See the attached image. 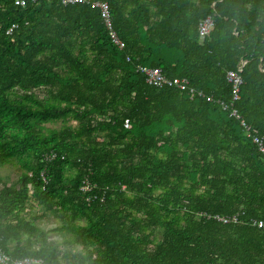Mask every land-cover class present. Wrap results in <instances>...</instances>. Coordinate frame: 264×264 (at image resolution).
Returning a JSON list of instances; mask_svg holds the SVG:
<instances>
[{"label":"trees","instance_id":"1","mask_svg":"<svg viewBox=\"0 0 264 264\" xmlns=\"http://www.w3.org/2000/svg\"><path fill=\"white\" fill-rule=\"evenodd\" d=\"M16 1L0 0V167H18L0 187V251L21 259L40 233L33 201L87 251L43 242V264H264L261 155L220 105L244 63L235 108L264 141V0H93L122 49L90 2ZM141 67L187 88L148 85Z\"/></svg>","mask_w":264,"mask_h":264},{"label":"built area","instance_id":"2","mask_svg":"<svg viewBox=\"0 0 264 264\" xmlns=\"http://www.w3.org/2000/svg\"><path fill=\"white\" fill-rule=\"evenodd\" d=\"M92 3V6L99 8L102 20L104 22V25L106 29L108 30V35L111 39V41L119 48L122 49L124 47L123 43L118 39L116 33L112 29L111 24V18H110V11L109 7L106 3H99L94 2L93 0H64V4H78V3ZM16 4L24 5L25 2L22 0H17ZM213 19L211 16L206 17L205 19L201 20L198 25L199 30V37L200 40H203L213 29ZM16 26H12L7 30V34H11L12 31L15 29ZM244 65V63L241 65ZM241 68L238 69V71H229L226 75L227 82L231 85V99L229 102L224 103L220 102V105L222 109L226 112H228V115L230 118H233L236 120L240 128L242 130V133L246 138H249L253 144L256 146L258 153L261 155V162L264 169V141L263 138L259 137L254 133L252 128L247 124V122L241 117L237 109L235 108V104L239 100V92H240V86L242 85V77H241ZM140 72L145 76L146 82L148 85L154 86V87H161V86H171L175 87L179 90H185L187 88V81L181 80L178 78L173 79H167L162 74L161 70L159 68H150V67H141ZM209 100V99H208ZM84 190H87V187L84 188ZM222 221L223 223H227L228 220L225 219H218ZM253 225L257 228H263L264 222L263 221H254ZM0 254H6L2 251H0ZM15 264H43V261L40 259L37 260H26V259H14Z\"/></svg>","mask_w":264,"mask_h":264},{"label":"rangeland","instance_id":"3","mask_svg":"<svg viewBox=\"0 0 264 264\" xmlns=\"http://www.w3.org/2000/svg\"><path fill=\"white\" fill-rule=\"evenodd\" d=\"M67 124H75V122L70 121V123ZM61 126L62 122L45 124V127L50 129H59ZM17 170L18 167L14 165L0 167V187L5 182L9 183L17 180ZM41 212V208L37 206L35 202L31 201L28 203L23 214L27 220L29 219L33 223V225L40 230V233L36 235L35 239L31 240V243L46 242L58 250L60 257L65 254H67L69 257L87 256V251L81 246H72L67 244V242L71 240V236L68 233L63 231H56L58 227L66 222V220L62 218V214L52 215L47 213L43 217H41ZM77 224L83 225V223L79 221L77 222ZM24 240L25 237H23V241ZM61 262L62 264H67L65 260H63V258L61 259Z\"/></svg>","mask_w":264,"mask_h":264},{"label":"clouds","instance_id":"4","mask_svg":"<svg viewBox=\"0 0 264 264\" xmlns=\"http://www.w3.org/2000/svg\"><path fill=\"white\" fill-rule=\"evenodd\" d=\"M48 256L49 249L46 244L43 242H33L28 246L22 258L26 260H37L41 258L47 259ZM0 264H15V260L11 255L0 254ZM49 264H55V262L50 261Z\"/></svg>","mask_w":264,"mask_h":264}]
</instances>
